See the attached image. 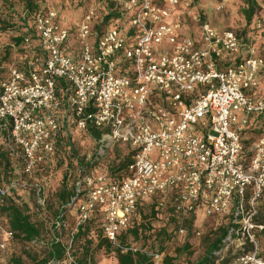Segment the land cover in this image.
Returning a JSON list of instances; mask_svg holds the SVG:
<instances>
[{
  "label": "built area",
  "instance_id": "2783aa9c",
  "mask_svg": "<svg viewBox=\"0 0 264 264\" xmlns=\"http://www.w3.org/2000/svg\"><path fill=\"white\" fill-rule=\"evenodd\" d=\"M251 1L258 12L251 29L262 31L264 0ZM180 2L112 0L122 22L99 29L93 7L74 29L55 9L34 13L37 43L23 38L30 56L0 73V131L9 120L3 143L30 176L55 154L59 134L98 131V157L115 144L135 153L117 181L79 170L75 230L95 218L118 246L149 202L176 219L177 236L198 215L231 214L237 228L223 249L237 248V264H264V58L234 30L201 22L198 36L182 32ZM59 79L68 85L64 99L56 96ZM256 126L262 131L245 147ZM12 188L0 184V253L13 241L1 212Z\"/></svg>",
  "mask_w": 264,
  "mask_h": 264
},
{
  "label": "rangeland",
  "instance_id": "374dc122",
  "mask_svg": "<svg viewBox=\"0 0 264 264\" xmlns=\"http://www.w3.org/2000/svg\"><path fill=\"white\" fill-rule=\"evenodd\" d=\"M31 4L38 8L51 7L58 11L63 21L74 25L80 21L83 11L89 7L95 9L98 21H102L103 13L107 9L109 0H30ZM186 10L190 14H195L194 18L185 14L184 24L187 22L192 27L191 34L199 35V24L208 22L217 28L224 26H236L240 23L234 11L227 12L226 8L217 11L215 9L219 0H191L187 1ZM107 5V6H106ZM26 0H0V73L6 74L9 67H22L25 57H29L30 48H26L23 55L22 45H17L14 40L19 34H23L22 29L24 13H27ZM184 12V11H183ZM112 20L109 21L111 23ZM101 23V22H100ZM210 24V25H211ZM107 25H101V27ZM28 51V53H26ZM73 153L80 162L93 160L94 164L86 168L85 172L94 173L96 171L107 174L110 165L116 162L117 154L126 152V147L115 144L111 150L106 152L103 157L96 155L98 149L95 140L87 133H81L74 129L71 132ZM254 137V135L252 136ZM249 146V145H248ZM53 159L49 164H44L42 171L30 176H25L21 172V163L13 159L11 166L13 172L5 175V183L12 184L11 195L15 198L18 206L28 214L30 221L40 223L42 234L40 239L49 242L52 233L49 228V218L59 207L57 193L62 189V178L66 171L65 162ZM70 167V166H69ZM9 171V170H8ZM69 184V182L67 183ZM40 187L37 192L36 188ZM44 201L41 205L40 199ZM74 206L67 205L66 209V228L61 236L63 247L69 242L71 235H74L75 221ZM154 205L151 202L146 204L141 211L144 215V223L137 227L136 233L126 232L120 239L118 245L122 248L138 250L146 253L151 259L157 255L162 264V259L168 256L172 259V264H190L204 257L210 242L219 235V227H223L226 220L223 218H201L197 216L188 221L185 225L186 234L177 236L173 234L176 229V222L167 210L157 212L153 215ZM219 225V226H218ZM95 225H89V236L87 238L78 237L71 242L69 258L66 257V264L74 263L80 258L89 257L93 264H116L114 249L116 245H111L109 249L104 245H99L102 238L96 230H91ZM91 230V231H90ZM198 233V234H196ZM47 248L44 244L29 241L23 242L17 239L8 246L7 250L0 253V264H33L40 260L46 253ZM238 254L235 247L223 249L218 255V260L214 264H222L223 259H230L227 264H237L234 257ZM88 259V258H87Z\"/></svg>",
  "mask_w": 264,
  "mask_h": 264
},
{
  "label": "trees",
  "instance_id": "16d2710c",
  "mask_svg": "<svg viewBox=\"0 0 264 264\" xmlns=\"http://www.w3.org/2000/svg\"><path fill=\"white\" fill-rule=\"evenodd\" d=\"M248 9L245 10V18L247 21L251 19V15L254 12L257 13V6L254 1L247 0ZM26 6H27V13H24V21L26 23H23L22 32L23 34H19L15 37L14 42L17 45H25L23 43V38L26 35L31 36V45H36L37 43V36L35 35L34 30V24L32 16L34 13L38 12L40 9L34 7L31 4L30 0H26ZM113 3L112 0H109L107 9L109 12L102 17V22L100 23L98 29L101 27V25H118L122 22L121 15L117 13L114 9H112ZM43 10L48 9H54L51 7H45L41 8ZM253 10V11H252ZM57 11V10H56ZM58 13V11H57ZM84 14V11H83ZM82 14V16H83ZM81 16V17H82ZM57 20L59 22H64L65 25L72 27L73 29L76 27V25L63 21L62 17L58 13ZM112 20L111 23L109 21ZM26 48L23 47V55L25 54ZM35 51L39 53V48L35 46ZM28 53V51L26 52ZM27 57H25L24 61H26ZM68 85L61 79L56 80V96L60 99H64V96L62 95L64 91L63 89H67ZM4 128L0 131V184H7L5 183L4 177L5 175H9L13 172V166H11V162L13 159H16L12 157V154L5 149L3 139L7 135V130L9 129V120H6L4 122ZM262 131V128L259 127H252L250 128L246 133H248V141L245 142V147H247L252 140L257 136L258 133ZM92 139H97L100 135L98 131L95 130H89L87 133ZM254 135V137H252ZM72 135L71 134H59L57 139V145H56V152L53 156H50L47 160V164L51 163L53 159H58L65 162L66 171L64 173V177L62 178V189H60L57 193V199L59 201V207L57 210L54 211L53 215L49 218L50 224L49 228L52 233V238L49 242H45L43 239H40V236L42 234V226L40 223H35L33 221H30L28 214L24 211L25 205L23 206V209L16 204V197H13L10 193V197L8 198V201L5 206L2 207V218L4 220V224L8 226V228L13 232V239H17L23 242H29L33 239H36L37 242L42 243L46 246L47 251L45 255L38 261H34L33 264H66V256L64 253V247L61 242V236L64 232V229L66 228V209L67 205L73 200V198L76 196V186L75 182L77 181L79 175H80V169H86L92 166L94 164L93 160H87L86 162H80L77 159V156L73 153V143H72ZM135 153V151H131L128 148L126 149V152L123 154H117L116 156V162L110 165L107 169V178L109 181H117L123 178L126 175L125 169L126 166L132 161V156ZM19 160V159H17ZM20 161V160H19ZM21 163V161H20ZM70 166V167H69ZM9 170V171H8ZM98 172V171H97ZM102 173V172H98ZM69 182V184H67ZM158 210H153V215L157 216ZM75 214H73L74 216ZM201 218L203 219L202 215ZM198 216V217H199ZM144 215L140 216L139 221L135 222L134 226L130 227L126 231L121 232L118 234L117 239H120L122 235H124L126 232H132L136 233L137 227L144 223ZM226 220V223L223 227H219V235L213 239L210 244L208 245V248L206 250V253L204 257L197 260L194 263L190 264H214L218 260V256L215 254V252H218L222 250L226 245L229 244V238L233 237V233L235 232L237 225L233 221V217L231 214H229L227 217H224ZM75 221V216H74ZM57 222H60V226L56 228ZM176 222V219H175ZM95 225L91 230H96L99 233V236L102 238L99 245H104L105 248L109 249L111 246V243H109L106 239H104L101 236V231L99 227L97 226V221L95 218L91 219L86 225L81 228H77L75 234L73 235V239H77L78 237H84L87 238L89 236V225ZM219 226V225H218ZM90 230V231H91ZM93 230V231H94ZM260 240V243L262 246H264V239L258 237ZM249 247H246L248 249ZM121 245L116 246L114 249L115 253V259L116 264H155V258L148 257L146 253L138 251V250H131L126 249L125 252L121 251ZM237 257V255H236ZM234 257V258H236ZM88 258V259H87ZM89 257L80 258V260H75L74 263L69 264H93L90 263ZM230 262V259H223L222 264H227ZM20 264V263H18ZM162 264H172V259L168 256H165L162 259Z\"/></svg>",
  "mask_w": 264,
  "mask_h": 264
},
{
  "label": "crops",
  "instance_id": "0c3cea01",
  "mask_svg": "<svg viewBox=\"0 0 264 264\" xmlns=\"http://www.w3.org/2000/svg\"><path fill=\"white\" fill-rule=\"evenodd\" d=\"M187 1H191V0H181V2H180V9L182 12L184 11L183 14L181 15V31L186 33V34H191V31L193 32L194 30H192V27H189L190 25L187 24V22L184 24L185 17H186L185 14H188L187 17L192 16V18H194L195 14H190L186 10V5L188 4ZM248 6H250V5H248L247 0H230L224 6V8H226L225 11H227V12L234 11L237 15H239L238 21H240V23L236 26L230 25V26H224L223 28H217L216 26L212 25L211 23L210 24L214 28H216L217 30L229 29V30H234L236 32H240L241 37L245 41L253 42V45H254L255 49L258 51L259 55L262 58H264V30L253 32V29H251V28L254 25L255 19L258 16V12L255 14L253 12L251 15V19L249 21H247L245 18L246 17L245 16V14H246L245 10L248 9ZM62 24L65 25L64 22H62ZM191 35H194V33ZM261 80H262V84H264V74H262ZM74 214H75V211H74Z\"/></svg>",
  "mask_w": 264,
  "mask_h": 264
},
{
  "label": "water",
  "instance_id": "95a60500",
  "mask_svg": "<svg viewBox=\"0 0 264 264\" xmlns=\"http://www.w3.org/2000/svg\"><path fill=\"white\" fill-rule=\"evenodd\" d=\"M76 197L70 202V204H69V206L71 207L73 204H74V202L76 201Z\"/></svg>",
  "mask_w": 264,
  "mask_h": 264
}]
</instances>
